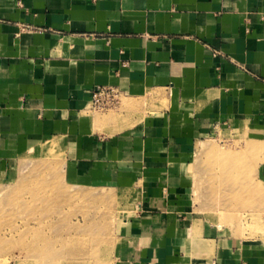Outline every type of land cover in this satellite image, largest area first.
<instances>
[{
	"label": "crops",
	"instance_id": "obj_1",
	"mask_svg": "<svg viewBox=\"0 0 264 264\" xmlns=\"http://www.w3.org/2000/svg\"><path fill=\"white\" fill-rule=\"evenodd\" d=\"M101 87L158 117L101 126ZM218 127L262 148L264 184V0H0V183L46 155L72 185L122 194L112 264H264V229L237 239L195 210Z\"/></svg>",
	"mask_w": 264,
	"mask_h": 264
},
{
	"label": "rangeland",
	"instance_id": "obj_2",
	"mask_svg": "<svg viewBox=\"0 0 264 264\" xmlns=\"http://www.w3.org/2000/svg\"><path fill=\"white\" fill-rule=\"evenodd\" d=\"M160 108L122 96L120 104L91 113L117 129L154 119ZM131 118V119H128ZM210 136V137H209ZM196 155L197 213L237 239L261 238L264 184L262 148L244 133L218 127ZM18 177L0 183V264H112L115 245L130 217L122 194L72 185L58 158L28 156Z\"/></svg>",
	"mask_w": 264,
	"mask_h": 264
},
{
	"label": "built area",
	"instance_id": "obj_3",
	"mask_svg": "<svg viewBox=\"0 0 264 264\" xmlns=\"http://www.w3.org/2000/svg\"><path fill=\"white\" fill-rule=\"evenodd\" d=\"M123 95L115 87H101L92 93V107L96 110L105 111L115 108L120 104Z\"/></svg>",
	"mask_w": 264,
	"mask_h": 264
}]
</instances>
